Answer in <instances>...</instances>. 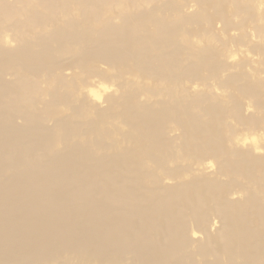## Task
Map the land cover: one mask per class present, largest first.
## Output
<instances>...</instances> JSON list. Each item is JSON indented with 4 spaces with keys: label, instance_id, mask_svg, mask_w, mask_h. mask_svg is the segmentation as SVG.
<instances>
[{
    "label": "bare ground",
    "instance_id": "6f19581e",
    "mask_svg": "<svg viewBox=\"0 0 264 264\" xmlns=\"http://www.w3.org/2000/svg\"><path fill=\"white\" fill-rule=\"evenodd\" d=\"M140 2L0 0V41L12 30L17 44H0V264H264V155L255 153L264 146L221 147L222 137L210 131L206 116L216 118L227 107H205L195 93L189 103L162 99L118 110L131 94L100 95L105 82L116 79L109 69L123 60L162 79L179 77L183 62L174 54L181 45L173 36L181 25ZM75 7L81 9L77 17L70 14ZM114 7L118 15H110ZM183 19L194 22L190 15ZM56 53L62 58L52 57ZM210 61L196 54L182 72L198 76L192 68ZM95 62L107 70L92 67ZM43 68L55 84L52 106L62 99L79 116L90 103L96 119L88 127L66 118L49 125L39 113L36 77ZM77 69L88 74L81 87H75ZM61 87H74L79 105L68 90L56 95ZM239 88L264 109V79ZM124 113L133 116L126 122L128 139L149 145L147 158L155 166L131 147L108 141L109 131L81 139L96 133L98 120L122 119ZM233 113L242 121L239 107ZM165 121L183 130L178 148L168 149ZM178 152L196 166L177 163ZM211 161L218 177H201ZM251 185L263 191H251Z\"/></svg>",
    "mask_w": 264,
    "mask_h": 264
},
{
    "label": "rangeland",
    "instance_id": "374dc122",
    "mask_svg": "<svg viewBox=\"0 0 264 264\" xmlns=\"http://www.w3.org/2000/svg\"><path fill=\"white\" fill-rule=\"evenodd\" d=\"M97 4L100 7L104 5L103 2ZM139 4L147 10L156 9L166 20L181 25L182 31L173 36L181 45V48L174 54V58L183 62L179 66V77L177 79H162L156 74L146 71L139 72L130 59L123 60L114 68L109 69L108 74L115 75L116 79L107 80L105 82L106 89L100 91V95L104 97L115 93V97L118 99L123 94H131V99L126 103H121L118 107L120 110L137 102L156 105L162 99L168 100L172 104L178 101L189 103L195 93H200L204 97L203 105L205 107L224 105L228 109L225 114L219 111L216 118L211 115L206 116L210 131L222 137L221 147L223 145H239V148L243 150L249 147H263L264 109L258 106L256 100L243 95L239 86L248 81L264 79V0H150L148 2L141 0ZM129 5L127 2L122 3V6ZM80 11L79 7L70 8V14L74 17L79 16ZM109 12L110 15H118L120 9L114 7ZM183 15L192 16L194 22L184 20ZM31 28L32 25L27 31L31 32ZM7 34L0 44L7 48L15 47L17 44L13 40L14 32L10 30ZM122 48L126 50L129 47ZM196 54L211 57L210 63L192 68L195 73L199 74L198 76L189 75L187 71L182 72V66L188 61L196 60ZM52 57L62 58L58 53L53 54ZM66 58L67 56L63 57V59ZM215 62H221L225 67L216 68ZM92 67L95 69L100 67L102 71L107 70V66L99 62L93 63ZM17 68V66L12 67V71ZM72 68L68 70L70 73L75 70V67ZM76 72L75 87H81L83 85L81 79L86 78L88 74L80 72L79 69ZM40 75L41 77H36V81L41 85L42 91L35 94L36 106L39 113L48 116L47 123L49 125H53L57 119L66 118L71 122L76 120L88 127V121L96 119L94 110L89 106L90 103L86 104V109L79 116L72 110L73 105L67 104L62 99H57L55 106H52L50 99L54 96L52 92L55 84L52 79H49L50 74L47 69L43 68ZM232 75H237L238 81L230 80L229 77ZM66 90L73 93L70 96L72 103L79 105L77 101L79 96H74L76 92L74 87H61L60 94L56 95H61ZM237 107L240 108L242 121H239L233 113ZM131 120H133V116L127 113L122 115V119L105 116L97 121L95 127L92 126V132H96L94 135H83L81 139L91 140L97 133L103 134L105 131H109L110 139L108 141L129 146L136 155L148 161L146 153L149 145H146V148L145 145L128 139L131 129L126 122ZM165 123L166 136L172 140V145H169L168 149L178 148L182 145L183 130L175 127L170 121H165ZM200 137L205 140L208 134H202ZM189 142L192 147L196 145L192 136H190ZM112 151L110 150V152ZM255 153L264 155V150L259 148ZM161 154L165 157L168 156L167 152ZM177 156L179 157L177 163L180 165L191 163L196 166V163H193L194 160L187 159L186 153L178 152ZM148 165L155 166L149 161ZM207 166L209 168L205 172L200 171L201 177H218L214 172L216 161H211L205 165V167ZM171 167H174V162H171ZM254 170L258 175L261 174L259 165L255 166ZM219 178L229 181L233 176ZM236 179L246 183L244 177ZM250 190L263 191L256 185H251ZM235 196L240 199L242 193L239 191ZM212 233L215 235L216 230Z\"/></svg>",
    "mask_w": 264,
    "mask_h": 264
}]
</instances>
